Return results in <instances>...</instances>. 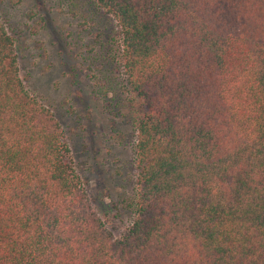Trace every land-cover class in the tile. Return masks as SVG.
<instances>
[{
    "label": "trees",
    "instance_id": "trees-1",
    "mask_svg": "<svg viewBox=\"0 0 264 264\" xmlns=\"http://www.w3.org/2000/svg\"><path fill=\"white\" fill-rule=\"evenodd\" d=\"M118 26L135 187L116 236L0 20V264H264V0H91Z\"/></svg>",
    "mask_w": 264,
    "mask_h": 264
},
{
    "label": "rangeland",
    "instance_id": "rangeland-1",
    "mask_svg": "<svg viewBox=\"0 0 264 264\" xmlns=\"http://www.w3.org/2000/svg\"><path fill=\"white\" fill-rule=\"evenodd\" d=\"M0 20L26 90L53 112L94 207L120 236L137 169L116 20L91 0H0Z\"/></svg>",
    "mask_w": 264,
    "mask_h": 264
}]
</instances>
